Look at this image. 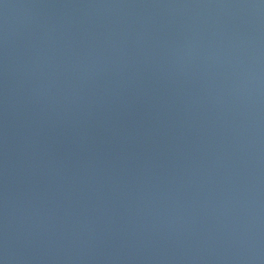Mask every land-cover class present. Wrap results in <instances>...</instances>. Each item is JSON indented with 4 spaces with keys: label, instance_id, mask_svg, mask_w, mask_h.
<instances>
[{
    "label": "water",
    "instance_id": "obj_1",
    "mask_svg": "<svg viewBox=\"0 0 264 264\" xmlns=\"http://www.w3.org/2000/svg\"><path fill=\"white\" fill-rule=\"evenodd\" d=\"M198 2L209 0H0V246L7 184L11 264H264V110L248 146L246 120L172 69L156 41L178 38L190 10L96 7ZM122 30L151 44L65 98L78 84L65 62ZM38 54L54 59L30 73ZM50 76L54 99H35ZM234 188L245 203L233 217L248 219L252 197L251 246L230 239L219 206Z\"/></svg>",
    "mask_w": 264,
    "mask_h": 264
},
{
    "label": "clouds",
    "instance_id": "obj_2",
    "mask_svg": "<svg viewBox=\"0 0 264 264\" xmlns=\"http://www.w3.org/2000/svg\"><path fill=\"white\" fill-rule=\"evenodd\" d=\"M96 7H151L186 11L187 19L180 25L176 39H157L156 46L164 51L165 59L173 70L185 76H198L203 82L211 103L218 107L228 106L247 122L248 146L253 142L252 132L261 120L264 110V0H209L198 3H172L153 5H96ZM6 44V40H5ZM151 44L143 31L134 37L127 30L119 34L109 32L103 40L90 42L83 54H76L65 62L68 71L78 84L69 81L65 98H79L80 88L105 72L110 65L118 72L128 63L129 49L144 51ZM54 57L38 54L29 65V72L49 65ZM35 65L33 68L32 65ZM7 74V64H5ZM55 81L52 76L40 80L31 89V95L39 100L52 97ZM7 115V89L5 92ZM239 128V124L236 125ZM242 143V142H241ZM7 145V133L5 134ZM7 155V153H6ZM7 171V161L5 162ZM164 198H167L165 195ZM152 199V193L147 194ZM252 197L247 203L248 219L233 217L231 213L243 208L245 203L239 189H230L220 201L223 214L229 216L226 225L229 237L239 245L251 246L253 219ZM9 191L4 190L5 223L3 243L0 246V264H11L15 260L14 234L8 220ZM163 215V213H159ZM178 215L165 218L163 223L174 225ZM251 258V257H249Z\"/></svg>",
    "mask_w": 264,
    "mask_h": 264
}]
</instances>
